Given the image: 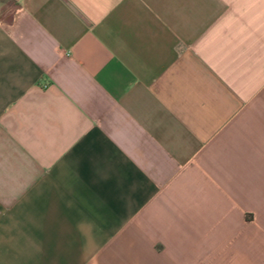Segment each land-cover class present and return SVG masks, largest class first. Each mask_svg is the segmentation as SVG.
Masks as SVG:
<instances>
[{
    "label": "crops",
    "instance_id": "crops-1",
    "mask_svg": "<svg viewBox=\"0 0 264 264\" xmlns=\"http://www.w3.org/2000/svg\"><path fill=\"white\" fill-rule=\"evenodd\" d=\"M261 201L264 0H0V264H264Z\"/></svg>",
    "mask_w": 264,
    "mask_h": 264
},
{
    "label": "rangeland",
    "instance_id": "rangeland-1",
    "mask_svg": "<svg viewBox=\"0 0 264 264\" xmlns=\"http://www.w3.org/2000/svg\"><path fill=\"white\" fill-rule=\"evenodd\" d=\"M261 206H264V201L260 202ZM252 233H248L250 236ZM249 248L251 249V253L255 254H261V256L264 258V238L259 235L258 237H251L250 238V245Z\"/></svg>",
    "mask_w": 264,
    "mask_h": 264
}]
</instances>
